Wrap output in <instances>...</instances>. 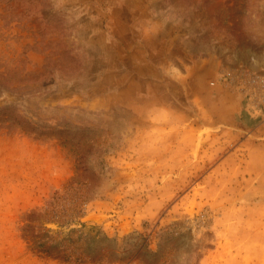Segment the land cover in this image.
Segmentation results:
<instances>
[{
	"label": "rangeland",
	"instance_id": "1",
	"mask_svg": "<svg viewBox=\"0 0 264 264\" xmlns=\"http://www.w3.org/2000/svg\"><path fill=\"white\" fill-rule=\"evenodd\" d=\"M264 0H0V264H264Z\"/></svg>",
	"mask_w": 264,
	"mask_h": 264
},
{
	"label": "built area",
	"instance_id": "2",
	"mask_svg": "<svg viewBox=\"0 0 264 264\" xmlns=\"http://www.w3.org/2000/svg\"><path fill=\"white\" fill-rule=\"evenodd\" d=\"M220 79L225 82L233 81V85L238 84L249 107L264 118V70L262 73L238 71L233 76H221Z\"/></svg>",
	"mask_w": 264,
	"mask_h": 264
}]
</instances>
